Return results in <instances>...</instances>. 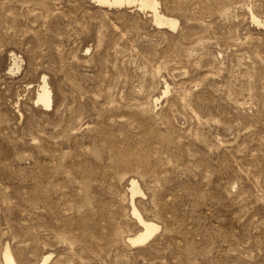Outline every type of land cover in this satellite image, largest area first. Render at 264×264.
<instances>
[{
    "label": "rangeland",
    "instance_id": "rangeland-1",
    "mask_svg": "<svg viewBox=\"0 0 264 264\" xmlns=\"http://www.w3.org/2000/svg\"><path fill=\"white\" fill-rule=\"evenodd\" d=\"M160 3L0 0V264H264V0Z\"/></svg>",
    "mask_w": 264,
    "mask_h": 264
},
{
    "label": "bare ground",
    "instance_id": "bare-ground-1",
    "mask_svg": "<svg viewBox=\"0 0 264 264\" xmlns=\"http://www.w3.org/2000/svg\"><path fill=\"white\" fill-rule=\"evenodd\" d=\"M92 3L96 4L99 7L117 10L123 8L137 7L139 11L150 12L153 16V20L156 26L161 29H167L170 31L176 30L177 28H179L180 25L178 19L167 16L162 13L160 0H92ZM11 71H13V69ZM37 103H39L46 110L51 109L53 107L52 92L46 82H44V84L41 86V89L37 96ZM133 186L135 189L137 188L135 184ZM141 223L144 226L145 230L137 234L135 238L130 239V243H132L133 245L144 243L156 232V227L153 224L145 223V221H141ZM4 253L5 264H18L8 247ZM50 257V255L45 256L37 264H47V262L50 260Z\"/></svg>",
    "mask_w": 264,
    "mask_h": 264
}]
</instances>
